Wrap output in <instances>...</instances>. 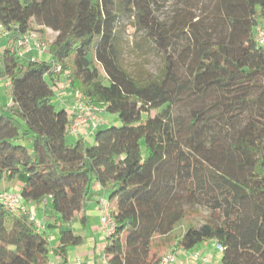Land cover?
I'll use <instances>...</instances> for the list:
<instances>
[{
	"label": "trees",
	"instance_id": "obj_1",
	"mask_svg": "<svg viewBox=\"0 0 264 264\" xmlns=\"http://www.w3.org/2000/svg\"><path fill=\"white\" fill-rule=\"evenodd\" d=\"M170 3L179 8L167 24L155 14ZM119 4L164 55L153 79L120 63ZM261 21L264 0H0V31L15 45L0 56V83L10 82L11 94L0 106V183L22 184L20 207L0 199V264L66 260L83 244L74 224L87 223L95 186L107 192L115 223L108 264H160L155 237L174 232L185 205H207L209 217L174 252L216 241L222 264H264ZM32 33L50 60L18 55L17 42ZM63 82L73 102L79 91L102 111L90 139L73 135L74 114L55 105ZM103 115L120 124L103 128ZM31 205L45 209L42 230Z\"/></svg>",
	"mask_w": 264,
	"mask_h": 264
},
{
	"label": "rangeland",
	"instance_id": "obj_2",
	"mask_svg": "<svg viewBox=\"0 0 264 264\" xmlns=\"http://www.w3.org/2000/svg\"><path fill=\"white\" fill-rule=\"evenodd\" d=\"M179 7L175 3H170L159 12H156L157 18L164 23L169 24L175 11ZM118 13L120 14L119 22L116 27V32L118 36V45L120 51V63L134 78L139 80H148L153 79L156 77L164 67V55L158 49V47L151 41L148 37L146 31H144L136 18V15L133 13H129L127 10L124 9V6L119 4L118 6ZM260 28L264 31V21L260 22ZM39 36V34H38ZM40 37V36H39ZM48 37L53 38L54 35L49 32ZM14 42L11 41L8 43V47L14 48ZM264 48V44H263ZM3 55V49H0V56ZM29 55V54H28ZM29 56L23 57L22 61H29ZM2 65V58L0 59V67ZM62 87H68L65 83L60 84ZM59 88V87H58ZM59 88L58 90H60ZM69 94V93H68ZM67 93L63 94V97L67 100L68 97L72 99L73 93L70 92V95ZM61 98V93L56 94L55 97V105L56 107L61 110L58 100ZM11 99L10 91L7 88H4L3 85L0 86V106L8 107ZM108 117V122L103 124V128H107L112 126V123L120 124L118 117L114 115H105ZM73 137L70 135L67 139L68 143H73ZM24 144L29 148L32 149V142L30 139L26 138ZM22 142V143H23ZM93 140L88 141V143H92ZM21 143V142H20ZM1 189L5 192L10 193H19L18 180H14L13 183L8 181H3L0 183ZM33 214L37 218L43 217L44 214V207L31 205ZM186 209V216L183 221H181L177 227L175 228L174 232L166 237H159L156 236L152 248V252L159 254L160 256L165 255L169 252H174L176 248V243L179 239H181L186 232V230L190 226L200 227L206 223L207 218L209 217V207L207 205H185ZM40 208V209H37ZM41 220V219H39ZM42 221V220H41ZM45 223V220L42 221ZM49 232L51 235L57 234L58 230L55 228H50ZM77 234L81 233L77 231ZM51 237V236H50ZM107 243V240H106ZM203 245V244H202ZM200 245V246H202ZM176 251L175 253H178ZM214 264H222L221 260H215Z\"/></svg>",
	"mask_w": 264,
	"mask_h": 264
},
{
	"label": "crops",
	"instance_id": "obj_3",
	"mask_svg": "<svg viewBox=\"0 0 264 264\" xmlns=\"http://www.w3.org/2000/svg\"><path fill=\"white\" fill-rule=\"evenodd\" d=\"M12 41L11 36L6 37L4 34L0 32V49H3V52L5 48L8 46V43ZM29 59L32 60H50L51 56L48 52H45L43 54H39L36 51L31 52L28 55ZM66 85L68 84L67 82H63ZM1 85L4 86V88H7L3 82L0 83ZM62 84V83H61ZM68 86V85H67ZM59 88H61L59 84ZM58 88V89H59ZM9 90V89H8ZM72 93L71 89L69 87H62L60 90H58V94L61 93V98L58 100V103L60 105V108L68 110V112L73 109V104L74 102L71 100L70 97L66 100L63 97L64 93ZM73 99V96H72ZM11 103V99H10ZM105 117V115H103ZM105 121H111L109 120L108 117H105ZM73 136V135H72ZM77 137H73V143L77 141ZM13 183V182H10ZM17 189H19V193L22 189V184L18 182ZM93 191V198L88 202L87 204V211L86 215L88 218V221L85 225H81L79 221H77L74 224V228L76 231H79L81 233V236L83 237V244L74 247L69 251V255L66 260H64L61 256L57 255H51V262L50 264H108L105 260V247H106V240L107 236L106 234L102 231V226H101V211H100V200L102 198L107 199V192L99 186H95ZM30 208H35L31 207ZM40 209V208H37ZM45 212V210H44ZM41 219L42 221L45 220L44 214L43 217L38 218ZM50 234V232H49ZM51 246L55 247L59 243V234H53L51 235ZM217 243L216 241H210L208 243H204L202 246L197 247L196 249L192 251H203L209 256V263L208 264H214L215 260H221L222 259V253L218 251L217 249ZM191 252V251H187ZM179 256L183 257L184 254L186 253L184 250H180ZM197 264H203L201 262H198Z\"/></svg>",
	"mask_w": 264,
	"mask_h": 264
},
{
	"label": "built area",
	"instance_id": "obj_4",
	"mask_svg": "<svg viewBox=\"0 0 264 264\" xmlns=\"http://www.w3.org/2000/svg\"><path fill=\"white\" fill-rule=\"evenodd\" d=\"M5 35H8V33H5ZM257 40L260 44H264V31L260 27L257 28ZM17 51L18 55L23 58L33 51L39 54L47 52V45L40 40L37 34L32 33L19 39L17 42ZM5 85L10 87V82H6ZM72 108L71 111L74 117L70 132L75 136H82L86 140L90 139L93 132L104 122L101 116L102 111L88 105L84 95L79 91L74 92V104ZM0 199L13 210L17 209L22 204V198L18 193L2 192L0 194ZM100 211L102 231L108 237L114 232L115 223L109 203L105 198L100 200ZM32 220L41 230L45 228L44 223L34 214L32 215ZM216 246L218 251L221 252L223 250L220 245L217 244ZM185 252L183 257H180L179 254L175 252L166 253L162 256L160 264H197L198 262L208 264L210 261L209 256L203 251ZM104 260L107 262L106 256Z\"/></svg>",
	"mask_w": 264,
	"mask_h": 264
}]
</instances>
